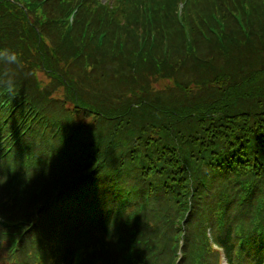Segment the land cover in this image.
Segmentation results:
<instances>
[{"label":"trees","instance_id":"16d2710c","mask_svg":"<svg viewBox=\"0 0 264 264\" xmlns=\"http://www.w3.org/2000/svg\"><path fill=\"white\" fill-rule=\"evenodd\" d=\"M2 48L0 264H264V0H0Z\"/></svg>","mask_w":264,"mask_h":264},{"label":"clouds","instance_id":"9594fccd","mask_svg":"<svg viewBox=\"0 0 264 264\" xmlns=\"http://www.w3.org/2000/svg\"><path fill=\"white\" fill-rule=\"evenodd\" d=\"M0 62H3L7 65H19L21 63L19 54L10 48H2L0 49ZM8 83L11 85L14 83L11 75H9Z\"/></svg>","mask_w":264,"mask_h":264},{"label":"rangeland","instance_id":"374dc122","mask_svg":"<svg viewBox=\"0 0 264 264\" xmlns=\"http://www.w3.org/2000/svg\"><path fill=\"white\" fill-rule=\"evenodd\" d=\"M199 5H200V3H194V5H193V9H194V11H199V10H200ZM155 83H156V81L153 82L154 85H155ZM156 86H157V87H160V89L162 88L160 82L157 83ZM165 98H166V97H165Z\"/></svg>","mask_w":264,"mask_h":264}]
</instances>
